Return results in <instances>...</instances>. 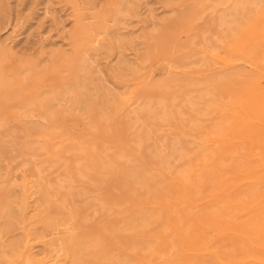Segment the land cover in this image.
I'll use <instances>...</instances> for the list:
<instances>
[{"label":"bare ground","instance_id":"1","mask_svg":"<svg viewBox=\"0 0 264 264\" xmlns=\"http://www.w3.org/2000/svg\"><path fill=\"white\" fill-rule=\"evenodd\" d=\"M125 2L131 0L118 3L113 11L116 24L122 12L119 4ZM208 5L214 42L201 35L194 45L204 61H213L209 78L201 81L203 89L192 85L170 49L162 59L172 79L168 77L161 97L150 100L144 112L153 132L166 121L172 134L189 136L196 146L180 145L172 153L167 146L145 154L123 119L110 129L112 144L100 151L72 152L43 134L38 137L45 144L32 149L35 154L23 148L21 156L28 151L33 158H44L43 163L54 158L49 168L62 173L56 182L50 176L40 178L46 171L39 165L25 170L20 211L30 207L39 217L44 212L39 199L45 197L68 210L73 220L52 225V234L61 240L53 246L56 255L36 259V264H82L75 255L82 243L94 249L91 264H264V0H210ZM76 27L86 30L79 17ZM87 74L79 60L64 96L41 97L13 115V121L23 123L21 116L37 114L49 124L56 115L50 105H62L65 94L83 104L81 97L91 83L82 81ZM171 87L179 89V99L170 97ZM186 93L194 95L186 99ZM96 98H85L86 111L72 103L75 108L68 112L88 132L103 130L108 122L98 113ZM112 102L118 113L119 102ZM125 156L133 161H125ZM89 183L98 190L94 202L86 191ZM92 208L104 212L107 221L101 225L88 220ZM17 242L10 246L11 254L31 262L32 247ZM60 251L69 256L61 258Z\"/></svg>","mask_w":264,"mask_h":264},{"label":"rangeland","instance_id":"2","mask_svg":"<svg viewBox=\"0 0 264 264\" xmlns=\"http://www.w3.org/2000/svg\"><path fill=\"white\" fill-rule=\"evenodd\" d=\"M118 1L0 0V264H36V259L55 256L53 246L61 240L58 234H52V225L62 220L73 221L68 210L49 203L45 197L39 199L44 210L39 217L30 207L25 212L20 211V184L25 170L39 165L46 171L39 177L50 176L56 182L62 173L49 168L54 164V158L43 163L44 158H39V152L34 158L28 151L30 156L26 152L21 156L23 148L39 150L45 144L43 140L50 139L51 143L64 145L72 152L81 153L85 148L100 151L112 144H108L112 140L110 129L123 119L132 126L130 131L136 135L135 142L140 143L145 154L165 150L167 146V153H172L180 145H197L193 138L180 132L172 134L166 121L160 122L158 130L153 132L155 127L147 126L144 112L148 105L151 107L150 100L161 97L168 77L172 79V74L164 72L167 61L162 59L170 49L178 57L175 63L183 68L181 71L189 73L192 85L198 90L203 89L201 81L209 78L213 61H204L205 57L194 45L201 35L214 42L210 31V0H131L129 4H119L122 12L116 24L112 14L124 0ZM197 8L195 14L193 10ZM146 16H150L148 22H144ZM77 17L86 30L76 27ZM94 39L98 42L93 43ZM79 60L84 61L88 69L82 81L91 82L87 83L81 97L84 105L74 103L73 95L65 94L62 105L58 101L50 105L56 115L49 124L42 123L38 116L35 117L37 114L21 116L23 123L13 121V115L20 114L24 106L28 107L41 97L64 96L65 87L68 88L74 79ZM178 90L171 87L170 97L179 99ZM192 95L186 93L185 98ZM95 96L98 104L95 107L108 122L103 130L88 132L68 112L75 106L86 111L85 98ZM112 101L119 102L118 113L114 111ZM175 103L178 108L177 101ZM200 108L208 109L206 105ZM41 134L44 139L38 137ZM124 159L133 161L126 156ZM85 187L89 201L94 202L98 190L91 183ZM87 215L88 220L101 225L107 221L106 214L96 212L94 208ZM16 241L18 246L28 244L32 247L30 253L34 259L31 262L25 263L19 254H11L10 246ZM93 250L82 243L75 255L82 264H91ZM58 254L63 259L69 256L62 251Z\"/></svg>","mask_w":264,"mask_h":264}]
</instances>
